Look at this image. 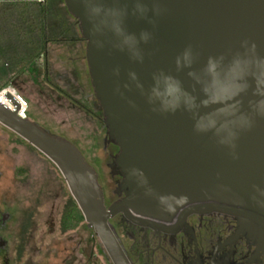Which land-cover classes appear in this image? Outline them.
<instances>
[{"label": "water", "instance_id": "95a60500", "mask_svg": "<svg viewBox=\"0 0 264 264\" xmlns=\"http://www.w3.org/2000/svg\"><path fill=\"white\" fill-rule=\"evenodd\" d=\"M63 1L79 23L94 96L120 150L110 168L123 178L116 193L124 198L106 206L96 171L70 142L1 104L0 124L56 165L112 263L129 264L110 224L119 214L169 220L179 211L221 212L264 249V0H159L161 13H148L155 24L131 14L133 0H119L129 8L126 31L151 33L123 50L110 32L92 35L82 0ZM177 60L191 69L178 70ZM167 77L197 98L191 109L171 110L189 98Z\"/></svg>", "mask_w": 264, "mask_h": 264}, {"label": "flooded vegetation", "instance_id": "af4514ba", "mask_svg": "<svg viewBox=\"0 0 264 264\" xmlns=\"http://www.w3.org/2000/svg\"><path fill=\"white\" fill-rule=\"evenodd\" d=\"M87 100L82 104L92 114L73 105L104 133L103 147L111 166L120 150L110 142L100 113ZM19 174L26 176L24 171ZM116 178L118 189L123 178ZM116 191L111 204L124 198ZM21 202L5 187L0 173V264H113L100 241L95 243L100 255L79 257L77 245L66 246L63 254L60 238H46L42 205L24 209ZM110 224L129 264H264V249L240 231L235 217L221 212L184 215L179 211L169 220L119 214Z\"/></svg>", "mask_w": 264, "mask_h": 264}, {"label": "rangeland", "instance_id": "374dc122", "mask_svg": "<svg viewBox=\"0 0 264 264\" xmlns=\"http://www.w3.org/2000/svg\"><path fill=\"white\" fill-rule=\"evenodd\" d=\"M77 28L79 31V26ZM80 47L81 49H78V46L74 47L70 53L74 61H79L80 64L75 72L63 73L58 69L59 65L53 63V80L66 89L76 101L83 103L87 97V105L101 114L85 59L86 43ZM59 54L61 50L54 49L52 56L58 57ZM76 72L78 77L80 76L79 81ZM27 84L28 81L23 80L15 87L29 103L27 117L50 135L70 142L81 151L87 163L96 171L106 206H109L115 199L118 179L112 175L109 167L111 161L103 147L104 133L98 130L96 122L74 108L73 103L58 97L40 80L35 81L34 85ZM22 85H25V88ZM21 171L26 172L25 177L19 174ZM0 173L5 187L16 197L21 198V208L42 205L47 225L46 238L47 240L60 238L63 254L66 246L77 245L79 257L88 254L100 255L95 249V243H99V240L87 224L74 232L60 236V217L71 196L61 172L37 149L1 124Z\"/></svg>", "mask_w": 264, "mask_h": 264}, {"label": "trees", "instance_id": "16d2710c", "mask_svg": "<svg viewBox=\"0 0 264 264\" xmlns=\"http://www.w3.org/2000/svg\"><path fill=\"white\" fill-rule=\"evenodd\" d=\"M10 1H12L11 5L0 16V69L5 65L8 66L5 73L0 70V88L14 85L15 79L27 73L32 64L43 57L45 60L44 82L80 109L91 113L86 106L76 101L67 91L51 80L48 62L50 45L85 42L81 32L79 36L70 32L67 21L62 11H57L54 0ZM62 2L64 1L62 0ZM65 13L69 14L67 8H65ZM75 23L79 26L77 20ZM100 115L104 121L103 114ZM83 225H86L85 219L76 202L70 196L62 212L61 233L64 236L78 230Z\"/></svg>", "mask_w": 264, "mask_h": 264}, {"label": "clouds", "instance_id": "9594fccd", "mask_svg": "<svg viewBox=\"0 0 264 264\" xmlns=\"http://www.w3.org/2000/svg\"><path fill=\"white\" fill-rule=\"evenodd\" d=\"M85 5L86 13L89 16L90 22L92 23V35L94 37H103L108 32L112 34V37L115 38L116 47L127 48L129 45V41H135L138 49V45L140 42L147 43L151 38V33L147 30H142L139 33V37L135 34L128 33L124 27V21L126 17L129 15V8L127 4L123 7L119 6V0H113L112 6H108L105 3V0H82ZM153 7L150 9L148 3L144 2V0H133L134 6L131 9V14L137 16L140 19H145L151 24H155V20L149 18L148 13L152 11L155 15H159L161 13V8L159 6V0H151ZM103 25V27H101ZM93 43H95L96 47L103 48L105 46V41L102 39H94ZM254 47V46H253ZM135 58L142 62L143 57L139 54V51L136 52ZM212 63V58H209V64ZM192 62L189 61L186 64H181L180 60H177V69L180 70L182 67H187L191 69ZM118 74V69L116 70ZM188 75L195 79L196 74L194 71H189ZM129 76L132 80H136L135 73H129ZM168 81L173 85L174 90L181 96H187L189 98V103L183 104L178 102L173 106L171 110H175L176 107L184 106L188 109H191L196 103L197 98L192 96L191 93H187L185 89H183L181 81L176 79L175 77H167ZM140 87V85H137ZM247 89L246 84H241L239 91L244 92ZM201 103H204L201 101ZM264 115V111L260 113ZM255 187V186H254ZM264 195V191L261 192ZM262 206H264V202H261Z\"/></svg>", "mask_w": 264, "mask_h": 264}, {"label": "crops", "instance_id": "0c3cea01", "mask_svg": "<svg viewBox=\"0 0 264 264\" xmlns=\"http://www.w3.org/2000/svg\"><path fill=\"white\" fill-rule=\"evenodd\" d=\"M12 3V1L10 0H2V3L0 4V16L1 14L6 10L7 7L10 6ZM43 3H45L43 1ZM55 6H57V11H62L64 18L67 21V25L70 28V32L75 35V36H79L80 35V31H78L77 28V24L75 23V20L69 15L65 13V3L62 2V0H54ZM84 42H77V43H60V44H54V45H50L49 49H48V62L50 64V78L51 80L59 87H61L59 84H57L54 80H53V63L59 65V70H61V72L65 73H71V72H75L76 68L80 65L79 61L75 62L74 58L71 56V51L73 50L74 47L78 46V49H81V44H83ZM54 49H59L61 50V54H59V56L57 57H53V51ZM63 52V53H62ZM85 52H86V48H85ZM78 60V58L76 59ZM44 58H40L38 59L36 62H34L32 64V66L28 69L27 73L21 75V77L17 78L14 80V85L13 86H17L20 85L22 83L23 80L28 81V86L34 85L35 81L40 80L45 87H47L49 90H51L52 92H54L56 95H58V97L64 99L65 101H67L68 103H71L70 101H68L66 98L62 97L60 94L56 93L52 88H50L45 82H44ZM8 69V66L5 65L3 67H1V72L5 73ZM78 81H79V77H78V73H75ZM22 87L25 88V85ZM62 89H64L63 87H61ZM65 91H67L66 89H64ZM68 92V91H67ZM69 93V92H68ZM70 94V93H69ZM71 95V94H70ZM74 108L78 109L76 106L73 105ZM30 110V109H29ZM80 110V109H78ZM81 111V110H80Z\"/></svg>", "mask_w": 264, "mask_h": 264}, {"label": "built area", "instance_id": "2783aa9c", "mask_svg": "<svg viewBox=\"0 0 264 264\" xmlns=\"http://www.w3.org/2000/svg\"><path fill=\"white\" fill-rule=\"evenodd\" d=\"M1 3L2 0H0ZM0 104L11 112H17L21 118H28L29 103L15 86L9 85L5 88H0Z\"/></svg>", "mask_w": 264, "mask_h": 264}]
</instances>
